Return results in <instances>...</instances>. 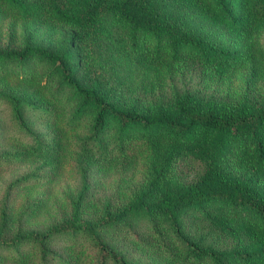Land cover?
<instances>
[{
	"label": "trees",
	"instance_id": "trees-1",
	"mask_svg": "<svg viewBox=\"0 0 264 264\" xmlns=\"http://www.w3.org/2000/svg\"><path fill=\"white\" fill-rule=\"evenodd\" d=\"M184 1L204 19L224 27L232 39L224 43L230 44L215 46L192 30L176 27L154 0H0L18 18L44 19L73 30L67 45L60 49L27 43L20 51L2 55L18 62L39 58L52 66L43 82L32 75L22 79L47 93L43 106L38 107L28 96L0 91V99L9 105L15 127L22 134L20 150L9 155L43 160L41 173L35 169L24 181H50L69 160L80 179L67 217L46 229L17 227L7 243L2 235L6 224L3 213L0 245L17 248L21 243H32L40 264H81L86 252L90 264H146L124 244L125 240L187 264H264V185L222 175L217 169L223 157L232 156L264 180V105L215 102L186 93L166 105L123 107L111 101L101 83L86 79L91 58L87 43L116 38L122 41V54L131 60L177 61L188 53L219 75L235 71L247 60L258 62L262 58L253 35L264 25V0ZM246 43L253 44L245 49ZM251 72L247 81L253 83L259 78L255 65ZM50 77L56 78L53 85ZM67 103L72 106L64 116ZM25 106L43 108L46 115L56 119L47 120L46 132L34 130L25 116ZM136 140L147 144L151 152L143 184L125 204L113 207L103 203L96 214L86 216L91 172L106 160L127 156ZM178 157L206 160L207 168L191 183H174L171 167ZM47 173L53 175L46 177ZM43 207L39 199L27 205L22 214L33 217ZM225 207L232 218L244 220L243 213L249 217L238 225L253 239L245 250L218 253L184 238L187 211L215 219L214 213ZM138 226L149 230L152 242L136 232ZM60 236L76 241L68 246L67 253L49 246Z\"/></svg>",
	"mask_w": 264,
	"mask_h": 264
},
{
	"label": "rangeland",
	"instance_id": "rangeland-1",
	"mask_svg": "<svg viewBox=\"0 0 264 264\" xmlns=\"http://www.w3.org/2000/svg\"><path fill=\"white\" fill-rule=\"evenodd\" d=\"M154 1L172 24L177 25L176 27L192 30L215 46L230 44L224 43L227 39L232 40L224 27L204 19L184 0ZM6 8L0 3V91L21 98L28 96L38 107L43 106L48 101L47 93L44 94L35 86L24 83L22 79L32 75L37 81L43 82L52 66L39 58L18 62L2 55L20 51L27 43L50 50L60 49L67 45L66 41L73 30L44 19H21L14 16L11 11L8 12ZM253 38H256L264 56V25L258 27ZM121 43L120 38L109 42L87 43L91 58L85 72L88 82L101 83L111 101L120 106L136 105L139 108H149L159 104L166 105L186 93L215 102L264 105L263 56L258 62L247 60L235 71L219 75L214 68L197 62L188 53L177 61L166 58H161L157 62L131 60L122 54ZM252 44L246 43L245 49ZM253 65L259 71V78L251 83L247 80L252 75ZM52 77L49 82L51 85L56 82V78ZM67 104L64 116H67L72 106L71 103ZM24 112L32 128L41 132H46L48 119L49 121L56 119L53 115L51 117L46 115L43 108L25 106ZM83 123L87 124V121L83 120ZM84 127L85 125L80 128L82 132ZM21 137V132L17 130L12 120L9 105L0 99V227L5 213L6 224L2 235L7 243L12 241L17 227L21 230H43L66 218L70 211V201L80 187V179L74 173L70 160L60 170V174L54 175L50 181H39L34 178L22 180L35 169L37 173H41L39 169L43 160L39 158L22 160L20 157L9 155L20 150ZM150 153L147 144H141L136 140L130 146L127 156L113 157L104 161L101 167L95 168L89 177L90 188L85 215L96 214L103 203H110L113 207L125 204L146 179ZM207 164L206 160L192 157L176 158L171 167L174 183L185 184L199 179ZM217 165L222 175L264 185L262 178L254 175L250 167L235 157L225 156ZM45 175L48 177L53 173ZM39 199L44 207L38 215L28 218L22 214L27 205ZM214 215L216 218L210 219L187 211L184 215V238L196 242L199 247L209 248L218 253L245 250L253 243L251 235L246 230L238 228L239 223L247 222L249 218L245 213L242 214L244 220L241 217L232 218L225 207ZM148 231L140 226L136 228V232L142 238L152 242ZM74 242L76 241L67 236H60L51 241L49 246L52 250L67 253L68 246ZM126 243L146 264H187L154 248L144 249L132 240H125L124 244ZM7 246L8 244L0 245V264H40L38 250L34 244L24 242L17 248ZM19 254L24 257L20 259ZM80 263H91L89 252H86Z\"/></svg>",
	"mask_w": 264,
	"mask_h": 264
}]
</instances>
